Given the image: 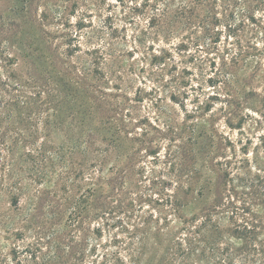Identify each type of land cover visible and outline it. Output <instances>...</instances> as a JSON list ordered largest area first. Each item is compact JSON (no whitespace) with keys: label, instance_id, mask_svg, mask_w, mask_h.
Instances as JSON below:
<instances>
[{"label":"rangeland","instance_id":"obj_1","mask_svg":"<svg viewBox=\"0 0 264 264\" xmlns=\"http://www.w3.org/2000/svg\"><path fill=\"white\" fill-rule=\"evenodd\" d=\"M162 1L0 0V79L62 67L58 55L77 66L98 58L88 82L110 110L111 124L101 131L107 138L96 139L109 155L103 166L95 163L99 172L86 174L113 179L102 195L116 208L106 224L98 216L84 222L101 230L89 233L87 249L96 244L92 264L105 253L125 257L137 228L163 227L166 218L173 235L193 224L199 245L207 241L216 249L210 255L197 250L187 264H264V10L250 1L252 22L238 2L226 21L217 6L220 21L209 38L184 23L165 32ZM119 127L137 139L120 133L111 149L107 143ZM15 176L9 181L21 177ZM17 183V204L0 191V259L7 264H13V248L34 244L41 225L66 236L62 201L81 196L87 186L82 181L75 191L53 196L38 193L43 184L25 175ZM38 201L44 208L35 209ZM87 257L84 264H91Z\"/></svg>","mask_w":264,"mask_h":264},{"label":"trees","instance_id":"obj_2","mask_svg":"<svg viewBox=\"0 0 264 264\" xmlns=\"http://www.w3.org/2000/svg\"><path fill=\"white\" fill-rule=\"evenodd\" d=\"M250 1L264 10V0H163L159 14L164 31L169 34L177 30L178 24L184 23L195 29L201 28L210 38L217 33V29L212 27L220 21L217 6L221 7V14L227 21L234 15L238 2L244 3L247 9L242 15L254 22L251 15L253 7L247 5ZM200 11L205 15L201 16ZM45 17L43 13L41 21ZM225 27L230 28V25ZM198 38L195 36L193 42ZM68 54L69 51L64 59L69 58ZM58 61L62 67L54 65L49 71L38 72L35 69L23 74L8 72L0 79V191L4 189L15 198V192H22L17 180L24 175L34 183L43 184L42 190L37 189L38 193L43 191L53 196L59 192L75 191L81 187L82 181L87 186L81 196L62 201L64 210H68L66 225L70 232L62 236L59 230L50 231L41 225L35 231L33 245L11 250L13 264H84L89 255L91 264L94 263L92 256L96 254V244L87 249L91 239L89 233L97 236L100 227L91 231L90 227L84 226V222L98 216L106 224L116 208L112 201L106 200V195H102L104 186L111 185L112 188L113 179L92 177L91 172L86 174L91 168L99 172L100 168L95 163L103 166L109 155L108 149L97 148L96 139L104 142L107 138L101 131L111 124L110 110L104 107L103 93L88 82L99 62L98 58H92L88 64L79 61L80 66L77 62L63 61L59 55ZM77 91L85 97L79 103ZM84 104L85 108L82 107ZM73 106H77L76 112L69 111ZM41 114L42 119L39 117ZM120 133L132 141L137 139L127 137L129 133L119 127L107 143L111 149L114 142L123 136ZM15 173L21 177L15 176V180L10 182ZM53 177L56 181H51ZM14 201L12 204H17V198ZM41 203L38 201L39 206L36 205L35 209L44 208ZM171 210L180 223L186 224L175 208L171 207ZM56 215L60 217V211ZM169 223L166 218L163 227L137 228L134 243L123 248L125 257L116 251L112 255L105 253L100 264H187L188 259L195 258L197 250L209 255L216 252L215 247L206 245L207 241L199 245L202 240L199 239L198 227L193 224L179 227L178 231L185 233L179 236L173 235L176 232ZM0 264H7L5 257L0 259Z\"/></svg>","mask_w":264,"mask_h":264}]
</instances>
